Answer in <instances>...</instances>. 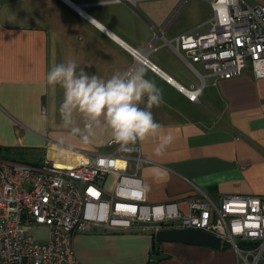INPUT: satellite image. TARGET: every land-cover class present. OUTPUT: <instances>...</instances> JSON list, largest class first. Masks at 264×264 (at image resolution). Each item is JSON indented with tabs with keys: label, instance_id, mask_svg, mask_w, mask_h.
Returning <instances> with one entry per match:
<instances>
[{
	"label": "crops",
	"instance_id": "crops-1",
	"mask_svg": "<svg viewBox=\"0 0 264 264\" xmlns=\"http://www.w3.org/2000/svg\"><path fill=\"white\" fill-rule=\"evenodd\" d=\"M188 1L0 0V158L70 166L78 161L65 151L87 160L96 152L59 126L50 127L46 76L52 53L102 80L143 68L144 78L160 90L162 102L150 109L160 128L129 145L145 160L138 166L144 204H175L184 215L199 191L214 201L228 194L264 199V78H255L250 67L237 77L216 78L177 50L179 32L171 23ZM247 2L264 6V0ZM192 19L184 32L211 20L199 13ZM67 42L68 54L64 49L56 55ZM178 87L198 90L196 100ZM71 246L76 264H239L226 244L215 249L157 243L154 226L146 223L123 231L95 227L76 234Z\"/></svg>",
	"mask_w": 264,
	"mask_h": 264
},
{
	"label": "built area",
	"instance_id": "built-area-1",
	"mask_svg": "<svg viewBox=\"0 0 264 264\" xmlns=\"http://www.w3.org/2000/svg\"><path fill=\"white\" fill-rule=\"evenodd\" d=\"M211 8L210 21L177 36V50L216 78L237 77L246 67L264 78V6L213 0ZM183 92L195 101L199 91ZM107 146L113 151L94 152L70 166L0 158V264H76V234L137 222L153 224L155 231L200 230L232 248L239 264H264V199L228 194L214 201L199 191L184 215L171 203L147 206L138 178L145 162L139 148L129 147L131 155L112 139ZM108 174L114 179L111 193L103 189ZM33 228H47V240L29 234Z\"/></svg>",
	"mask_w": 264,
	"mask_h": 264
},
{
	"label": "clouds",
	"instance_id": "clouds-1",
	"mask_svg": "<svg viewBox=\"0 0 264 264\" xmlns=\"http://www.w3.org/2000/svg\"><path fill=\"white\" fill-rule=\"evenodd\" d=\"M144 77V69L140 68L130 74H114L102 80L96 75L89 76L82 69L77 74L75 62L69 61L55 65L46 76V84L60 85L64 90L59 112L65 127L73 124V114L78 113L91 133L93 125L100 123L103 117L112 141L120 150L129 151V145L155 135L160 128L150 109L162 102L161 92ZM140 103H145V108H140ZM71 132L77 134L81 130L72 127ZM82 138L87 141L89 137L84 135ZM169 140L166 138L164 142Z\"/></svg>",
	"mask_w": 264,
	"mask_h": 264
},
{
	"label": "rangeland",
	"instance_id": "rangeland-1",
	"mask_svg": "<svg viewBox=\"0 0 264 264\" xmlns=\"http://www.w3.org/2000/svg\"><path fill=\"white\" fill-rule=\"evenodd\" d=\"M210 0H189L186 6V9L183 10V12L180 15H177V17L174 19V21L171 23V28L175 31H178L180 34L185 33L186 31L195 21V19H192L194 15L199 13L202 18L210 20L212 18V8L209 5ZM76 43V42H75ZM68 45L63 46L61 50L56 48V55L61 54L60 52L64 49H66V55L70 51L68 49L71 46V42H67ZM70 45V46H69ZM68 57V56H67ZM60 57L58 58L57 56H54L52 53L50 54V58L52 60V63H50V68H53L55 66V62L59 61V64L61 63H68L71 61L69 57ZM54 62V66H53ZM76 64V63H75ZM83 70V66L80 67ZM76 67V72L77 74L80 73L81 69ZM51 87V92L49 97L47 98V107H46V113L49 114L50 117V127L56 128L57 126L60 127V129H63L68 133L69 136L73 138H79L83 140L84 135H88V140L86 141L88 144L92 145L96 152L100 153H107L113 151V149L109 148L107 146L109 139H111L109 131L106 129L103 123V117L100 118V123L93 125L91 133L88 132L87 128L85 127L86 121L84 118L78 114L74 113L73 114V124L69 127H65L63 125L61 115L59 112L60 105L63 102L64 98V90L60 85H50ZM72 127H78L81 132L77 134H72L71 128ZM24 161L28 162H34V159L32 157H26ZM77 162V161H76ZM75 162V163H76ZM114 181L112 175H106L104 183H103V189L107 193H111L112 191V182ZM140 222H137L135 225H137ZM149 224V223H146ZM134 225V226H135ZM153 225V224H151ZM154 226V225H153ZM99 228H103L100 226H97ZM133 226L129 228H122L119 229L120 231L127 230L132 228ZM104 229V228H103ZM94 229H91L87 232L93 231ZM105 230V229H104ZM155 230V228H154ZM112 231H117V230H112ZM29 234L35 236L38 240L41 241H46L47 236H48V230L47 228H33L32 230L29 231ZM73 251V249H72ZM74 253V252H73Z\"/></svg>",
	"mask_w": 264,
	"mask_h": 264
},
{
	"label": "water",
	"instance_id": "water-1",
	"mask_svg": "<svg viewBox=\"0 0 264 264\" xmlns=\"http://www.w3.org/2000/svg\"><path fill=\"white\" fill-rule=\"evenodd\" d=\"M168 81L172 82L169 78ZM179 89L183 91V88L180 87ZM155 241L157 243L176 242L188 245L207 246L215 249H220L222 245L220 239L203 231L179 228H163L159 231H155ZM163 257L164 256H157L154 258L161 260Z\"/></svg>",
	"mask_w": 264,
	"mask_h": 264
},
{
	"label": "bare ground",
	"instance_id": "bare-ground-1",
	"mask_svg": "<svg viewBox=\"0 0 264 264\" xmlns=\"http://www.w3.org/2000/svg\"><path fill=\"white\" fill-rule=\"evenodd\" d=\"M66 154H68V156H72L71 158H73V160L79 161V160H84L85 158H83V156L80 153L74 152V151H65ZM56 165L58 166H62V165H69V164H63L60 162H54Z\"/></svg>",
	"mask_w": 264,
	"mask_h": 264
}]
</instances>
